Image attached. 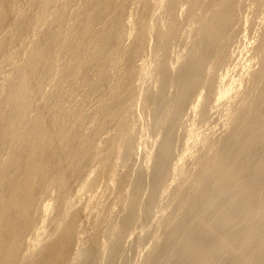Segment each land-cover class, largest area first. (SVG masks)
I'll return each instance as SVG.
<instances>
[{
  "label": "bare ground",
  "instance_id": "obj_1",
  "mask_svg": "<svg viewBox=\"0 0 264 264\" xmlns=\"http://www.w3.org/2000/svg\"><path fill=\"white\" fill-rule=\"evenodd\" d=\"M0 264H264V0H0Z\"/></svg>",
  "mask_w": 264,
  "mask_h": 264
}]
</instances>
